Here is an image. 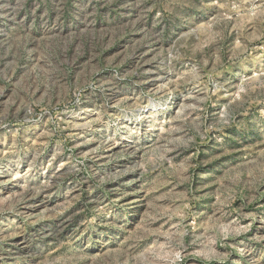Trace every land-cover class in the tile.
I'll return each instance as SVG.
<instances>
[{"label": "rangeland", "instance_id": "1", "mask_svg": "<svg viewBox=\"0 0 264 264\" xmlns=\"http://www.w3.org/2000/svg\"><path fill=\"white\" fill-rule=\"evenodd\" d=\"M0 264H264V0H0Z\"/></svg>", "mask_w": 264, "mask_h": 264}]
</instances>
